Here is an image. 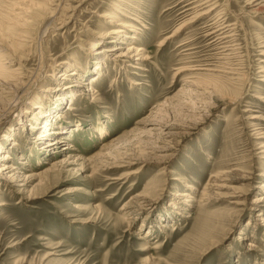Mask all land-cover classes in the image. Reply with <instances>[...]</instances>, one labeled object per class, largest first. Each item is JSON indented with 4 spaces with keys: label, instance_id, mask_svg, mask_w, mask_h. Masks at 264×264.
Returning <instances> with one entry per match:
<instances>
[{
    "label": "rangeland",
    "instance_id": "obj_1",
    "mask_svg": "<svg viewBox=\"0 0 264 264\" xmlns=\"http://www.w3.org/2000/svg\"><path fill=\"white\" fill-rule=\"evenodd\" d=\"M77 1L47 6L64 29L43 36L45 12L21 15L19 49L0 45L19 69L0 83V170L15 168L0 175V264H263L264 0H214L178 34L185 0ZM224 24L231 39L209 35ZM130 44L144 70L115 58ZM217 169L244 178L203 197ZM137 197L150 202L133 216Z\"/></svg>",
    "mask_w": 264,
    "mask_h": 264
},
{
    "label": "bare ground",
    "instance_id": "obj_2",
    "mask_svg": "<svg viewBox=\"0 0 264 264\" xmlns=\"http://www.w3.org/2000/svg\"><path fill=\"white\" fill-rule=\"evenodd\" d=\"M6 3H7V10H0V45H5L4 47L5 48H8V50L13 53V52H16L15 50L16 49H19L18 47L20 46V42H19V38L18 39H14L12 40V37L13 35L15 36H23V34H25V31H21L22 29V25H27L29 21H27L28 19H32V17L35 18V16H38L39 13L41 12H45L48 16V20H46L45 24L43 25L42 27V32H41V35L44 36V34L49 30V29H54L55 28V31L56 29H64V27L67 25L66 22L64 21V19L60 18L58 19L59 21H57L56 17L55 16H52V9H49L48 4L50 2H52L53 0H11L10 2L4 0ZM85 1L87 2V0H78V6H76L75 9L77 8H81L82 6L81 5H84L85 4ZM0 2H2L0 0ZM185 3L186 5L183 6V7H186L187 9L185 10L184 12V22L181 24V27L178 28V30H176L175 34H178L179 32L181 33V31L183 29H185L188 25H190V23L192 22L193 18L191 19H188L189 16H192L194 15L195 18H201V17H205L207 15H209L212 11H214V9L216 8V3L214 2V0H185ZM18 4H21L20 7ZM18 5V8L17 6ZM62 8L60 9H63L64 8V5L61 6ZM118 7V6H117ZM128 7L130 8V6H127L126 9H127V12L129 11ZM17 10L18 12H15V10ZM119 9V8H118ZM123 9V8H122ZM56 11V10H55ZM23 15L25 18L27 17L28 19H22L23 17L21 16ZM55 15V14H54ZM21 16V19L18 17ZM75 17V16H74ZM99 17H103V15L99 16ZM46 19V17H44ZM72 18V17H71ZM138 18V17H137ZM43 19V18H42ZM76 23V22H75ZM118 26V28L114 31V32H109V35L112 33L113 35H121L122 33L125 34V32L121 31V29H119L120 27L124 28V27H127V26H124L122 23H117L116 24ZM232 26V25H231ZM231 26H224L222 28H220L219 30L217 31H214V32H210V36H213L214 38H216L217 40L219 41H225V40H228V39H231L233 37V35H226L227 33V30L230 29ZM116 28V27H115ZM134 27H132L130 30L131 33L133 34H136V30L133 29ZM213 29V28H212ZM54 31V30H53ZM40 34V33H39ZM108 35V34H107ZM101 38L103 40L104 37H106V34L103 35L101 34L100 35ZM177 36V35H176ZM117 37V36H116ZM132 37V36H131ZM114 38V37H113ZM172 37L170 38H167V39H171ZM42 39V38H41ZM131 39H135L134 37H132ZM21 41V40H20ZM108 41V40H107ZM218 41V42H219ZM104 42V41H103ZM102 42V43H103ZM31 43V42H30ZM100 43V41H99ZM165 41H161L160 42V47H162L164 45ZM230 43V42H229ZM228 44V43H227ZM89 45V44H88ZM90 45H92V47L94 46V42H91ZM1 47V46H0ZM3 49V48H2ZM118 50H123V47L121 46H117V47H113V48H107V49H103V52L104 53H111V52H116ZM125 50V53L121 52V53H115V58H121V57H125L126 58H129L131 59V61H135L134 63H136V66H137V69H140V70H144L141 66V63L144 62V61H147V55L145 54L144 52V49L142 48H135V46L131 45L128 46L126 49L124 48ZM2 51V50H1ZM7 52V51H6ZM91 52H89L90 54ZM101 52H96V54H98ZM92 55H95V54H92ZM11 56H13V54L11 55H6V56H2L0 55V83H9V86H15L17 85L18 82H16L18 79H19V69H9V68H6L4 67L5 64H4V58L6 57V60L8 58H12ZM16 56V55H15ZM26 56V55H25ZM104 58H109L107 54L103 55ZM14 57V56H13ZM18 59H21L20 56H18ZM117 62V61H116ZM133 63V64H134ZM20 66V65H19ZM127 67H135L134 65H132L131 63H128L127 64ZM226 69V68H225ZM194 71V70H192ZM207 71H210V70H207ZM222 73V72H221ZM230 74V73H229ZM64 75V74H63ZM77 75L76 71L73 69L71 70L70 72H68V74H65L64 78H67V77H72V76H75ZM237 75V74H236ZM195 77V76H194ZM196 78V77H195ZM194 79V78H193ZM264 81V80H263ZM3 84V85H4ZM23 84V83H22ZM21 84V85H22ZM196 84V83H195ZM20 85V87H21ZM23 86V85H22ZM6 88V87H5ZM9 89V88H8ZM18 90H20L18 88ZM15 91H17L15 89ZM89 92H94V90L92 89H89L88 90ZM19 92V91H18ZM14 96V95H13ZM17 98V97H16ZM259 101L263 102L264 103V97L260 96L259 98ZM73 110H75L73 107L71 108H67V111L68 112H72ZM24 113V112H23ZM26 114V113H25ZM27 115V114H26ZM41 115V113H40ZM42 116V115H41ZM258 118V116H253L250 118L251 121H254ZM49 129V125L46 124L45 125V128H44V132L45 134H43V136H46L48 134V129ZM98 134L99 136L102 138L106 135V131H103L102 130V127L99 125L98 126ZM64 130V129H63ZM60 133V132H59ZM61 133H64V131H61ZM67 133V132H66ZM65 133V134H66ZM256 133V132H255ZM41 134V135H42ZM61 135V134H60ZM64 135V134H62ZM262 135V134H260ZM257 136V135H256ZM264 137V136H262ZM8 139V138H6ZM37 139H40L39 137H37ZM15 143V142H14ZM64 142L61 140V139H57V140H54L52 143L48 144V146H55V145H61L63 144ZM12 145H15V144H12ZM260 147H263V146H260ZM57 148V147H56ZM4 159H10L9 156H7V154H5L3 156ZM37 160V159H36ZM9 161V160H8ZM65 161V160H64ZM63 161H61L62 163ZM60 163V162H59ZM59 163H50V168L48 170H44L45 172H41L37 175V178L38 177H41L42 175H45L47 173H49L50 170H53L55 166H57ZM63 164V163H62ZM117 165L114 166V167H117V168H123V167H126V166H129V162L128 161H125L123 159H120L117 161L116 163ZM15 168L14 166L10 163H7V164H4L3 165V168L0 170V175L3 176V177H6V179H10L12 178L10 176V174L12 172H14ZM34 175V174H32ZM31 175V176H32ZM129 175L128 174H122L120 178L118 179H115V180H122L124 178H126L127 176ZM13 176V175H12ZM31 176H23V178H26L27 179H31L29 177ZM210 179H209V182L206 184L205 186V191L204 193L202 194L203 197H207L208 198V193L206 190H220V189H223L226 187L225 185V181H228V180H231V179H240V178H244L243 175H234L232 176L227 170H224V169H217L214 171V173L212 175H210ZM35 178V177H34ZM33 178V179H34ZM32 180V179H31ZM29 182V181H28ZM24 186V184H23ZM27 186V185H26ZM261 189L264 188V184H262L261 186ZM229 188V187H228ZM24 189V188H23ZM213 192V191H212ZM233 192H231L230 194H227L226 196H219V197H228V198H233V197H236V196H233L232 195ZM216 194V193H215ZM264 195V194H263ZM261 196L260 198L256 199L254 202H252L253 204L254 203H263L264 202V196ZM179 196H185L186 195H181L179 194ZM149 202L150 200L145 198V197H137L136 198V201L134 203H131V213L133 214V216L139 211V210H144V208H146L148 205H149ZM234 205H243L244 202L243 201H234L232 202ZM6 204L4 205V203H0V207H5ZM77 207V206H75ZM175 207V206H174ZM173 207V208H174ZM78 208V207H77ZM256 217H262L261 218V222L264 223V214H262L261 212L258 213V215ZM163 226V225H162ZM252 248V246H251ZM143 250H147V248L143 249ZM264 264V263H263Z\"/></svg>",
    "mask_w": 264,
    "mask_h": 264
}]
</instances>
